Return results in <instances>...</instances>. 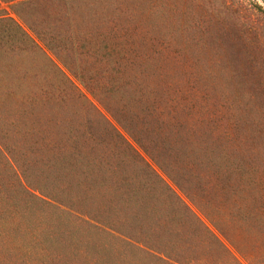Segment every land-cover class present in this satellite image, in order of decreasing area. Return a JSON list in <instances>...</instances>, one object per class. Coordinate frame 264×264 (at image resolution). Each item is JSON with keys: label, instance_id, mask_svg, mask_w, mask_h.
<instances>
[{"label": "rangeland", "instance_id": "1", "mask_svg": "<svg viewBox=\"0 0 264 264\" xmlns=\"http://www.w3.org/2000/svg\"><path fill=\"white\" fill-rule=\"evenodd\" d=\"M5 13L80 93L0 44V68L35 76L31 98L0 99V264H264L260 0Z\"/></svg>", "mask_w": 264, "mask_h": 264}, {"label": "trees", "instance_id": "2", "mask_svg": "<svg viewBox=\"0 0 264 264\" xmlns=\"http://www.w3.org/2000/svg\"><path fill=\"white\" fill-rule=\"evenodd\" d=\"M260 1L264 4V0ZM14 13L18 19H21L18 13ZM18 19L9 13L0 16V44L3 43L4 48H7L8 52L18 50L17 53H20V59H33L36 62H38V60H43L44 64L52 69L51 72H55L56 75L61 76L80 93L76 84L63 70V67L68 69L67 65L59 58L56 53L57 50L51 43V40L40 36L36 32H33V34L30 33ZM39 41L42 42V45ZM49 53H52L58 61L54 60ZM30 76V78H23L19 73L12 74V70H6V66L0 68V99L6 96L20 100L31 98L34 92L35 76L32 74H30Z\"/></svg>", "mask_w": 264, "mask_h": 264}]
</instances>
